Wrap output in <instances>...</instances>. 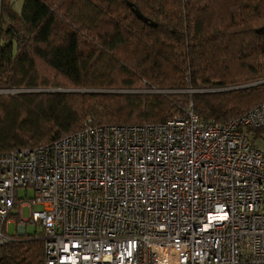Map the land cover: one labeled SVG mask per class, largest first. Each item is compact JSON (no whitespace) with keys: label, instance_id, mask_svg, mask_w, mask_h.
Wrapping results in <instances>:
<instances>
[{"label":"trees","instance_id":"obj_1","mask_svg":"<svg viewBox=\"0 0 264 264\" xmlns=\"http://www.w3.org/2000/svg\"><path fill=\"white\" fill-rule=\"evenodd\" d=\"M261 56L264 0H0V153L86 126L162 125L189 105L236 118L264 102ZM55 88L98 92H28ZM5 235L0 264H44L42 229Z\"/></svg>","mask_w":264,"mask_h":264},{"label":"built area","instance_id":"obj_2","mask_svg":"<svg viewBox=\"0 0 264 264\" xmlns=\"http://www.w3.org/2000/svg\"><path fill=\"white\" fill-rule=\"evenodd\" d=\"M263 136L264 102L224 122L189 105L162 125L86 126L2 152L0 244L24 188L44 264H264Z\"/></svg>","mask_w":264,"mask_h":264},{"label":"rangeland","instance_id":"obj_3","mask_svg":"<svg viewBox=\"0 0 264 264\" xmlns=\"http://www.w3.org/2000/svg\"><path fill=\"white\" fill-rule=\"evenodd\" d=\"M261 28L258 29V32H260ZM250 61V60H249ZM250 62H255V61H250ZM257 65H254L253 68L257 67V66H261V71H264V57H259L257 59ZM243 71L245 72L246 70L243 69ZM46 78L50 77L52 78L53 76H45ZM264 82V79H262ZM261 80V81H262ZM59 83L65 84V81L60 80ZM257 83H254V85ZM248 86H252L251 84H248ZM40 90H60L61 92L63 91H67V90H73L71 88H55V89H40ZM83 90V89H81ZM28 91V90H27ZM39 90H33V91H28V92H36ZM19 91H14V92H9V93H17ZM20 92H26L25 90L20 91ZM162 93H166V92H171V91H161ZM186 92L188 93H194L195 91L192 89L187 90ZM4 93V92H2ZM1 94V92H0ZM264 137V136H263ZM256 145L261 148L264 149V138L258 137L256 140ZM26 193V196H25ZM16 195H17V200L19 202V204H21V220L20 222H18L17 224H15L14 222H6V224L4 225V233L7 234L8 236H12V235H35V234H39L41 232V226L39 222H30V208L29 206L26 205V203L29 202V200L32 198L33 196V191L32 189H24V188H18L16 190ZM33 210H40L41 207L40 206H36L33 205L32 206ZM23 228V229H22Z\"/></svg>","mask_w":264,"mask_h":264},{"label":"water","instance_id":"obj_4","mask_svg":"<svg viewBox=\"0 0 264 264\" xmlns=\"http://www.w3.org/2000/svg\"><path fill=\"white\" fill-rule=\"evenodd\" d=\"M129 6H131L130 4H128ZM133 10V13L135 14V16L137 17V19L141 20L142 22H145L147 23V19L140 14V12L137 10V9H132ZM150 25H154V23L152 22H149ZM258 32V30H257ZM260 83H263V82H260ZM246 87H249L248 85H244V86H239V87H235L233 89H241V88H246ZM1 93L5 91H0ZM36 92H61L60 90H39V91H36ZM63 92H70V93H87V92H98L97 90H67V91H63Z\"/></svg>","mask_w":264,"mask_h":264}]
</instances>
